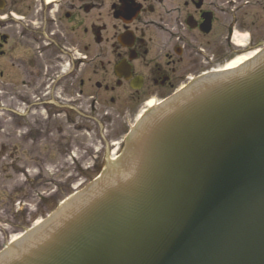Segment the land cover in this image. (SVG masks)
I'll use <instances>...</instances> for the list:
<instances>
[{
    "label": "water",
    "instance_id": "water-1",
    "mask_svg": "<svg viewBox=\"0 0 264 264\" xmlns=\"http://www.w3.org/2000/svg\"><path fill=\"white\" fill-rule=\"evenodd\" d=\"M236 66L147 112L0 264H264V50Z\"/></svg>",
    "mask_w": 264,
    "mask_h": 264
},
{
    "label": "flooded vegetation",
    "instance_id": "flooded-vegetation-1",
    "mask_svg": "<svg viewBox=\"0 0 264 264\" xmlns=\"http://www.w3.org/2000/svg\"><path fill=\"white\" fill-rule=\"evenodd\" d=\"M263 48L264 0H0V105L22 72L28 100L48 97L53 82L68 112L130 124L150 101ZM39 56L49 60L44 83Z\"/></svg>",
    "mask_w": 264,
    "mask_h": 264
},
{
    "label": "rangeland",
    "instance_id": "rangeland-1",
    "mask_svg": "<svg viewBox=\"0 0 264 264\" xmlns=\"http://www.w3.org/2000/svg\"><path fill=\"white\" fill-rule=\"evenodd\" d=\"M42 57L37 59L36 72L43 69L44 83L49 60ZM30 70L29 65L22 69ZM24 78L21 72L17 88L7 92L12 96L7 95L4 106L0 105V250L84 188L95 169L105 167L109 156L118 154L126 130L119 118L108 125L105 112H68L64 105L70 96L64 88L52 95L53 82L45 86L48 97L28 100L32 87ZM32 102L37 104L36 112ZM84 109L89 111L88 104ZM103 124L107 131L102 130ZM104 137L115 143L114 154L109 153Z\"/></svg>",
    "mask_w": 264,
    "mask_h": 264
},
{
    "label": "bare ground",
    "instance_id": "bare-ground-1",
    "mask_svg": "<svg viewBox=\"0 0 264 264\" xmlns=\"http://www.w3.org/2000/svg\"><path fill=\"white\" fill-rule=\"evenodd\" d=\"M243 60H244V57H241V59L233 60V61L227 63L226 68L234 67V66H236V65H238V64H240V63H242ZM151 103H152V102H150L149 104H151Z\"/></svg>",
    "mask_w": 264,
    "mask_h": 264
}]
</instances>
